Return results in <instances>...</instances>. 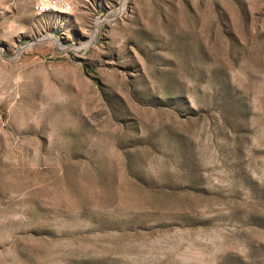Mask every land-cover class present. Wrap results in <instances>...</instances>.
<instances>
[{
	"label": "rangeland",
	"instance_id": "1",
	"mask_svg": "<svg viewBox=\"0 0 264 264\" xmlns=\"http://www.w3.org/2000/svg\"><path fill=\"white\" fill-rule=\"evenodd\" d=\"M0 0V264H264V0Z\"/></svg>",
	"mask_w": 264,
	"mask_h": 264
},
{
	"label": "built area",
	"instance_id": "2",
	"mask_svg": "<svg viewBox=\"0 0 264 264\" xmlns=\"http://www.w3.org/2000/svg\"><path fill=\"white\" fill-rule=\"evenodd\" d=\"M75 0H33L32 7L36 11L50 12L57 15L66 14L71 11ZM129 0H121L110 13L99 17L96 22L103 20H115L124 15Z\"/></svg>",
	"mask_w": 264,
	"mask_h": 264
}]
</instances>
